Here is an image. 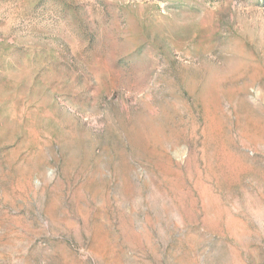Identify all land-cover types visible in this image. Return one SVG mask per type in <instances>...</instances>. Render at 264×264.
<instances>
[{
	"label": "rangeland",
	"instance_id": "374dc122",
	"mask_svg": "<svg viewBox=\"0 0 264 264\" xmlns=\"http://www.w3.org/2000/svg\"><path fill=\"white\" fill-rule=\"evenodd\" d=\"M0 264H264V0H0Z\"/></svg>",
	"mask_w": 264,
	"mask_h": 264
}]
</instances>
